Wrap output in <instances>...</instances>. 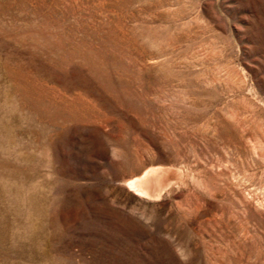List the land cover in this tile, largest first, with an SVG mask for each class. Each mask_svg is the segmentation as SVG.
<instances>
[{
	"label": "rangeland",
	"instance_id": "1",
	"mask_svg": "<svg viewBox=\"0 0 264 264\" xmlns=\"http://www.w3.org/2000/svg\"><path fill=\"white\" fill-rule=\"evenodd\" d=\"M0 264H264V0H0Z\"/></svg>",
	"mask_w": 264,
	"mask_h": 264
},
{
	"label": "bare ground",
	"instance_id": "2",
	"mask_svg": "<svg viewBox=\"0 0 264 264\" xmlns=\"http://www.w3.org/2000/svg\"><path fill=\"white\" fill-rule=\"evenodd\" d=\"M152 170H154V169H152ZM157 170H158V169H157ZM148 172H150V171L148 170ZM167 172H168V171H167ZM152 173H153V172H152ZM173 173H174V172H173ZM145 174L147 175L148 173H145ZM155 174H156V173H155ZM149 175H151V174H149ZM163 175H164V174H162V175L160 174L161 177H162ZM167 176H168V175H167ZM143 177H144V176H143ZM143 177H141L142 179H140V177H139V179H140V182H139V183H140V186L142 187V190H143V192L140 191L141 193L147 192V189H146V188H150V185H151V183H150V181H151L150 176H149V177H144V178H143ZM157 177H158V176H157ZM135 179H137V178H135ZM159 179H163V178H160V177H159ZM166 179H167V178H166ZM157 180H158V179H157ZM157 180H156V181H157ZM161 181H162V180H161ZM134 182H136V181L134 180ZM134 182H133V183H134ZM162 182H163V181H162ZM165 182L167 183V181H165ZM131 183H132V181H131ZM136 183H138V182H136ZM159 183H160V180H159ZM167 184H168V183H167ZM132 185H133V184H132ZM137 185H138V184H137ZM137 185H136V186H137ZM157 185H158V184H157ZM157 185H156V186H157ZM163 185H165L164 182H163V183H160V185H159V187H158V189H157V192H159V191L161 190V188H162ZM133 186H134V185H133ZM133 186H132V187H133ZM140 186H138V188H139ZM151 186H153V185H151ZM163 187H164V186H163ZM165 187H166V186H165ZM165 187H164V188H165ZM138 188H136V189H138ZM143 188L146 189V190H144ZM133 190H134V189H133ZM149 190H150V189H148V192H149ZM155 190H156V189H155ZM155 190H154V191H155ZM152 192H153V191H152ZM161 192H163V191H160L159 193H161ZM144 194H145V193H144ZM146 195H148V194H146ZM152 195H154V194L152 193ZM157 195H158V194H157ZM158 196H159V195H158Z\"/></svg>",
	"mask_w": 264,
	"mask_h": 264
}]
</instances>
